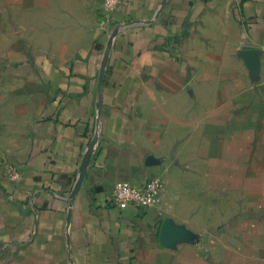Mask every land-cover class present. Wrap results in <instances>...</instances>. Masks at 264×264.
<instances>
[{"label":"crops","instance_id":"obj_1","mask_svg":"<svg viewBox=\"0 0 264 264\" xmlns=\"http://www.w3.org/2000/svg\"><path fill=\"white\" fill-rule=\"evenodd\" d=\"M0 264H264V0H0Z\"/></svg>","mask_w":264,"mask_h":264},{"label":"built area","instance_id":"obj_2","mask_svg":"<svg viewBox=\"0 0 264 264\" xmlns=\"http://www.w3.org/2000/svg\"><path fill=\"white\" fill-rule=\"evenodd\" d=\"M120 2L121 0H102L104 17L108 18ZM3 174L11 181H18L22 177L21 171L12 163L5 164ZM163 188L161 177L149 176L142 184L115 182L111 185L108 196L111 203L120 209H146L158 205Z\"/></svg>","mask_w":264,"mask_h":264},{"label":"water","instance_id":"obj_3","mask_svg":"<svg viewBox=\"0 0 264 264\" xmlns=\"http://www.w3.org/2000/svg\"><path fill=\"white\" fill-rule=\"evenodd\" d=\"M118 28H115L114 31H117ZM110 41H108V45L110 44ZM243 56L248 64V66L252 70L258 69V58H257V51L255 48L244 46L243 47ZM154 159L152 157H147V162L151 163ZM83 175V172L80 174V177L77 181V184L71 194V197L73 198L79 188V184L81 181V176ZM71 208L68 207L67 209V227L70 223V214ZM191 239V234L188 230H186L181 225L174 224L170 219H163L159 228V241L162 245L165 246H172L178 241H189Z\"/></svg>","mask_w":264,"mask_h":264},{"label":"rangeland","instance_id":"obj_4","mask_svg":"<svg viewBox=\"0 0 264 264\" xmlns=\"http://www.w3.org/2000/svg\"><path fill=\"white\" fill-rule=\"evenodd\" d=\"M93 2L91 1V4H90V17H91L90 19H91V23H93L94 19L96 18V9H97V6H98L97 2H94L95 4Z\"/></svg>","mask_w":264,"mask_h":264}]
</instances>
